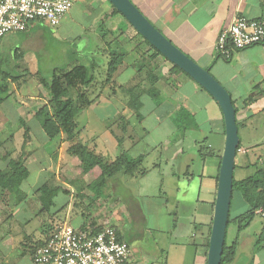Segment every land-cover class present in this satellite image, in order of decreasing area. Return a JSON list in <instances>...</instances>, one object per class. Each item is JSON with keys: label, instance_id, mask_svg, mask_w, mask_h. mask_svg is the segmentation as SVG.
<instances>
[{"label": "crops", "instance_id": "crops-1", "mask_svg": "<svg viewBox=\"0 0 264 264\" xmlns=\"http://www.w3.org/2000/svg\"><path fill=\"white\" fill-rule=\"evenodd\" d=\"M78 1L89 4L85 11L87 19L78 16L83 10L74 4L51 33L59 37L58 41L74 42L67 48L60 47V56L66 62L61 69L84 65L91 71L93 80L88 85H77L88 103L76 116V137L61 143L56 158L47 150L50 140L37 117L38 110L50 99L41 84L43 78L50 77L40 70L37 50L46 48V29L51 27L36 24L26 31L7 34L0 43V51L2 46L9 51L7 55L0 52L9 73L8 98L0 104V110L7 111V122L23 123L9 131L11 138L21 139L18 152L26 155L29 169L16 203L4 205L3 201L12 193L4 192L0 196V264H33L34 248L63 224L95 231L106 226L116 228L118 237L129 245L126 264H207V243L225 146L224 113L205 88L158 53L120 12L116 13L109 0ZM131 1L230 92L240 135L241 151L237 154L263 151L264 42L237 51L230 60L216 55V43L221 31L237 17H264V0ZM71 28H76V34H67ZM19 34H23L21 40L13 41L10 37ZM36 36L40 46H32L34 41L27 45ZM116 55L121 61L110 75L109 64ZM57 68L51 64L46 75ZM74 93L75 90L71 91L70 97L80 104ZM77 142L107 163H114L122 156L138 160L135 166L124 165L108 177L101 196L87 188V192L80 193L92 209L95 208L90 203L98 200L116 202L114 214L110 213L114 215L112 220L104 215L108 223L101 227L85 226V217L75 213L76 195L68 188L66 204H60L65 193L60 191L54 196L52 206L40 208L42 202L37 191L51 184L47 174L50 163L53 167L58 159L68 157L77 165L76 158L68 152ZM255 159L253 162H257ZM245 165L240 166L236 161L235 166L244 169ZM59 172L58 163L51 181L55 186L71 188L58 176ZM87 175L91 177L88 183L94 180ZM31 176L30 182L40 185L23 190V186L30 185ZM31 199H36L38 210L32 207ZM233 208L241 212L246 204L240 199ZM41 215L44 217L40 219ZM258 218L263 222L264 218L257 215L240 232L237 254L230 264H264V243L257 242L263 223L251 229ZM45 224L50 225L46 230ZM34 233L39 239L31 242ZM236 235L228 237V243Z\"/></svg>", "mask_w": 264, "mask_h": 264}, {"label": "trees", "instance_id": "trees-1", "mask_svg": "<svg viewBox=\"0 0 264 264\" xmlns=\"http://www.w3.org/2000/svg\"><path fill=\"white\" fill-rule=\"evenodd\" d=\"M115 11L119 13L117 9ZM155 50L160 53L157 49ZM120 61L121 57L118 55L112 58L108 70L110 75L115 73ZM4 66L5 61L0 59V104L8 98V87L6 83L9 73L5 70ZM92 80L91 71L84 65H77L68 70L57 68L53 71L49 79L43 78L41 80L42 87L50 99L47 105L38 110L37 117L49 137L50 144L56 142V149L53 150L50 145L47 147L48 152L53 158L57 157L56 152L59 150L62 142L72 141L76 137V116L88 103L80 91L77 96L80 99V104H75L70 97L71 91H74L78 87V84L88 85ZM183 113L184 111H182V115ZM1 146L2 142L0 140V148ZM68 152L76 158L78 168L83 173L90 174L93 177L94 180L88 183L86 188L97 196H101L104 193L107 187L108 177L113 176L122 166L132 167L138 162V160L122 156L114 163H107L101 156L95 154L80 142L72 144ZM28 175L29 169L26 165L24 155L19 157V159H11L9 161V169L7 171L0 170V196L6 192L16 193L18 197H21L22 191L20 185ZM60 191L65 193L69 192L62 185L50 187L46 184L38 189L37 195L43 207L49 208L54 203V196ZM240 199L246 204V208L241 212L233 208L235 203ZM260 209L264 211V166L257 165L252 175L240 180L234 178L221 264H230L236 257L240 232L246 229L257 215L264 218V214L259 212ZM262 223L263 227L257 240L258 244L264 243V219ZM231 224L237 225V235L232 243H228V227ZM207 244L209 245V243Z\"/></svg>", "mask_w": 264, "mask_h": 264}, {"label": "built area", "instance_id": "built-area-1", "mask_svg": "<svg viewBox=\"0 0 264 264\" xmlns=\"http://www.w3.org/2000/svg\"><path fill=\"white\" fill-rule=\"evenodd\" d=\"M74 2L0 0V43L7 34L26 31L36 24L58 25ZM263 42L264 17L239 16L221 31L216 55L230 60L237 51ZM259 212L264 214L262 209ZM129 252L128 243L112 226L95 231L63 224L34 248L32 258L33 264H126Z\"/></svg>", "mask_w": 264, "mask_h": 264}, {"label": "rangeland", "instance_id": "rangeland-1", "mask_svg": "<svg viewBox=\"0 0 264 264\" xmlns=\"http://www.w3.org/2000/svg\"><path fill=\"white\" fill-rule=\"evenodd\" d=\"M77 0H75L74 4L76 5L75 7H77L78 9L83 10V14L82 15H78L82 20H86V12L89 8V4L87 3H83V2H76ZM93 5H97L96 3H92ZM97 7V6H96ZM86 11V12H85ZM77 13H79V11H77ZM88 13L90 15H93L92 11H88ZM42 24H46V23H42ZM48 27H51L49 29H46L48 32L45 35V43H46V48H42L40 50H37V57H38V61L40 64V70L42 71V74L45 76H51V75H46L47 70L49 69L51 64H54L56 67L61 68V67H65V60H64V56L63 59L60 56V47H62L63 45L66 46V48L70 45H73L74 42L72 40H63V41H58L57 39H59V37L54 36V34H52L51 32L54 31L55 29L53 27L56 26H50L49 24ZM61 26H59L58 28H60ZM77 28V27H76ZM76 28H71V31L67 32V34H76ZM78 29V28H77ZM58 35V34H57ZM11 38L15 39L13 41H16L18 39L21 40V38H23V34H19L18 36H10ZM37 37V36H36ZM34 37L31 40H28L27 45H30L33 41H34V45L32 46H40L39 43V39L38 37L36 38ZM111 37L109 36L107 38V40L109 41ZM100 43H102V41H100ZM26 44V43H25ZM8 47L2 46L1 51L2 54H9V51L7 49ZM70 65H68L67 67H69ZM53 67V66H52ZM66 67V68H67ZM98 76H100V74H98ZM102 76V75H101ZM5 83V82H4ZM2 83V84H4ZM8 83V81H7ZM80 87H76L75 89V95L78 96V93L80 92ZM7 111L4 112L3 109L0 110V140L2 142V146L0 148V170H4L7 171L9 169V161L11 159H19V157L23 156V154L19 155L18 152V146L21 143V139H14L11 138V131H9V129L11 128H18L21 124L23 125V123H20V125H18V123L16 122H7V119L5 117ZM3 116L4 119L1 117ZM13 133V132H12ZM258 135V134H256ZM56 142L52 143L50 147L54 149H56ZM71 156H73L71 153H69ZM25 159H27L26 155ZM254 156V157H253ZM59 158V157H58ZM75 157L73 156V159ZM254 158H256L255 160H257V162H253ZM262 158V159H261ZM71 158H64L62 157L61 160L59 161V159L57 160V162L60 165V174H58V176L60 175V177L67 183H69L71 185V188H69L68 186L66 187V189H70L72 190L75 195H76V199L73 201V204H75V210H77L75 213L77 214H81L85 217L86 220V225L85 226H95V227H101L104 225H107V219L104 217V215H107L108 220H112L111 217L114 215H110V213L114 214V211L116 210V202L115 201H108V200H98L95 203H90L94 205L92 209L91 207L89 208V204L87 203V201H85L83 198H81V194H83L84 190L86 191V186L88 185V182L90 181L91 177L88 176L86 173H83L78 166L73 162L70 161ZM236 161H238V163H240L242 165H245V168H241V167H237L234 171L235 173V178H238V180H240V178H243L249 174H253L255 172V168L254 165H260V166H264V150L263 151H259L258 154H254L252 152H250V154L246 155V154H241L238 153L237 157H236ZM261 159V162H259L258 160ZM54 159H52L53 161ZM249 161V162H248ZM242 162V163H241ZM53 163V162H52ZM57 165H53V167L51 166L50 163V168L47 169V174L50 177V187L55 186L54 181H51L52 178L54 177V175H56L57 173ZM262 164V165H261ZM238 165V164H237ZM33 179V176H31L28 180V182L30 183V185L28 187L25 186H21L23 188V190L26 189H30V188H34L39 186L40 184H38L37 182H30ZM83 189V190H82ZM83 192V193H82ZM87 192V191H86ZM63 193V192H62ZM10 195V193H9ZM18 194L16 193H12L10 195V197L8 199H6L4 202V205L10 206V204H14L16 203V197ZM8 197V196H7ZM6 197V198H7ZM37 199V198H36ZM36 199H31V205L34 208V210H38V206L36 204ZM69 196L68 193H64L62 194V201H60V204H66L68 202ZM67 200V201H66ZM1 202V200H0ZM75 202V203H74ZM43 207V204L40 206V208ZM48 209V208H47ZM51 213V212H49ZM64 213V212H63ZM234 213V212H233ZM45 215H48V213L46 212ZM19 217H22V215H20ZM44 216H40L39 218H43ZM26 218H28V214L26 216ZM38 218V219H39ZM19 223L21 224V220L18 219ZM262 219L258 218V221L255 222V224L252 225L253 229L254 227L256 228V226H258V223H261ZM59 223H61V221L59 220ZM63 224V222H62ZM73 224V223H72ZM50 225L49 224H45L43 226V229L46 230ZM26 231L29 232V230L26 228ZM31 232V231H30ZM237 234V227L235 224H231L228 227V237H235V235ZM31 235V234H28ZM37 239H39V236L37 234H33L32 238L30 240H32L31 242L36 241ZM245 253L247 254V252L245 251Z\"/></svg>", "mask_w": 264, "mask_h": 264}, {"label": "water", "instance_id": "water-1", "mask_svg": "<svg viewBox=\"0 0 264 264\" xmlns=\"http://www.w3.org/2000/svg\"><path fill=\"white\" fill-rule=\"evenodd\" d=\"M151 45L172 63L188 73L219 103L225 118L226 136L215 198L213 223L207 250V264H221L233 193L237 149L240 145L236 108L231 94L201 66L160 31L131 0H109Z\"/></svg>", "mask_w": 264, "mask_h": 264}]
</instances>
